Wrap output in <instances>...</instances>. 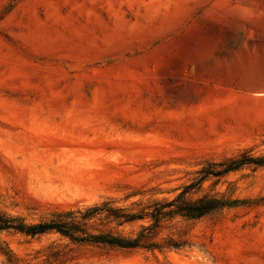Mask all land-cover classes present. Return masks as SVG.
Segmentation results:
<instances>
[{
    "label": "rangeland",
    "instance_id": "rangeland-1",
    "mask_svg": "<svg viewBox=\"0 0 264 264\" xmlns=\"http://www.w3.org/2000/svg\"><path fill=\"white\" fill-rule=\"evenodd\" d=\"M243 157L264 161V0H0L1 212L149 211ZM184 196L224 204L162 219L153 239L180 248L53 230L2 231L0 245L17 264H264V164L208 174ZM150 223L93 227L135 236Z\"/></svg>",
    "mask_w": 264,
    "mask_h": 264
},
{
    "label": "trees",
    "instance_id": "trees-1",
    "mask_svg": "<svg viewBox=\"0 0 264 264\" xmlns=\"http://www.w3.org/2000/svg\"><path fill=\"white\" fill-rule=\"evenodd\" d=\"M246 162L264 164L262 159L243 157L231 159L227 163H220L219 166L222 167L218 169H214L213 165H209L207 168L201 169L202 175L196 181L185 185L179 195L169 201L153 203L149 211H146L144 207L132 211V209L125 207L113 206L112 201H102L99 204L95 203L82 208L56 212L49 219L40 220L36 223H26L21 218L0 211V232L14 230L34 236L53 230L72 240L88 241L121 249H134L137 247L180 248L185 244V240L168 237L158 242L153 239L157 234L155 229L159 227L160 221L173 215L186 219H196L204 213L222 206L224 202L215 198L202 196L191 200L184 195L192 188L197 187L208 174L220 175L236 169ZM145 217L149 218L151 223L141 225L135 236H126L112 232L109 229L103 230L93 227L102 223H113L115 226H120ZM90 228L96 231H89ZM0 253L5 257L3 264H17V261L6 247L0 245Z\"/></svg>",
    "mask_w": 264,
    "mask_h": 264
}]
</instances>
